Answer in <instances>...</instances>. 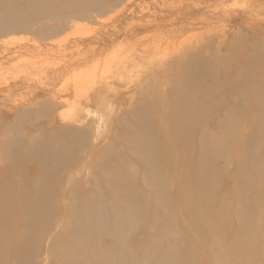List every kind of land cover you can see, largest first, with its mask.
I'll return each mask as SVG.
<instances>
[{
	"label": "rangeland",
	"instance_id": "374dc122",
	"mask_svg": "<svg viewBox=\"0 0 264 264\" xmlns=\"http://www.w3.org/2000/svg\"><path fill=\"white\" fill-rule=\"evenodd\" d=\"M17 1L14 8L25 13L26 0ZM81 2L87 6L92 3L93 6L83 14L73 10L62 14L58 9H51L44 20L27 31L0 34V143L12 145L19 153L41 151L48 145L59 152L58 134H66L70 129L76 131L85 125H88L89 133L95 134V140L88 138L85 144L73 145L67 151L81 160L68 173L70 181L63 191L79 182L85 192L91 191L97 197L106 196L98 172L103 170L110 178L115 164L111 161L104 165L103 160L114 156V151L120 155L119 166L123 173L125 169L131 171L139 183L142 170L131 160L132 154L127 150V144H136L137 138H128L125 131L132 129L145 115L154 125L166 121L164 113L170 110V104L176 99L179 82L186 70L193 66L192 61L185 60V55L200 51L197 55L210 65L204 71L199 70L194 79L200 81V87L211 85L209 92L212 95L226 94L220 86L225 81H246L247 77L250 80L251 77L264 76V0ZM2 10L0 5V12ZM40 26H55L57 31L46 34ZM41 31L45 33L39 36ZM196 98L199 99L198 96ZM214 102L215 107L211 111L214 115L210 120L213 125L220 121L224 108L223 102ZM242 107L251 113L246 104ZM155 111H160V114H155ZM236 118L230 120L239 119ZM242 122L234 137L244 141L253 130ZM256 125L264 132V123L259 120ZM209 130L210 139L220 137L219 132ZM255 130L259 129L255 127ZM53 133L55 137L50 139ZM263 148L255 155H261ZM237 152L235 148L228 150L232 162L221 171L224 175L220 190L225 201L229 194L238 193L237 180L231 178L234 174L245 182L243 193H250V190L259 193L255 183L245 177L246 170L236 171L234 161ZM239 154L246 157L251 150L244 149ZM10 163L6 152L0 150V171L10 172ZM217 163L223 166V160L219 159ZM26 166L22 168L23 175L40 171L32 162ZM180 176L183 177L182 171L178 173L177 180ZM177 180L173 183L170 180V187H173L166 190V197L174 193ZM197 184L191 183V187ZM142 189L146 194L154 191V188L146 186ZM72 196V193H67L61 204L71 202ZM54 197L52 194L51 198ZM228 208L236 210L241 207L233 204ZM78 215L85 221L84 214ZM171 215L177 223L190 221L181 202L174 203ZM74 218L75 215H67L52 235L67 230ZM226 220L230 229L239 224L231 215ZM11 221L21 224L18 217H12ZM158 225L164 228L166 222L159 221ZM258 226L263 231L257 238L259 256L255 258L256 264H261L264 262V228H261V222ZM227 230L223 231L222 237H227ZM153 231L149 229L147 232L151 234ZM176 237L180 239L177 249L183 254L180 257L184 262H190L185 255L186 237L195 240L194 254L205 255L207 261L208 257L214 258L210 251L201 249L202 243L193 230L183 233L180 228ZM142 238L137 233L127 235L129 242ZM47 244L45 242L42 248L43 257L47 256L44 253ZM58 248L60 253L64 247L59 245ZM241 254L238 251L235 256ZM55 257L56 254L49 259ZM137 258L141 260L142 256Z\"/></svg>",
	"mask_w": 264,
	"mask_h": 264
},
{
	"label": "bare ground",
	"instance_id": "6f19581e",
	"mask_svg": "<svg viewBox=\"0 0 264 264\" xmlns=\"http://www.w3.org/2000/svg\"><path fill=\"white\" fill-rule=\"evenodd\" d=\"M17 3V0H0L3 7L0 34L27 31L44 20L51 9H58L62 14L72 10L83 14L93 6L92 3L84 5L81 0H26L27 11L23 13L14 8ZM40 28L46 34L57 31L55 26ZM44 31L39 32V36L44 35ZM198 53L184 57L192 61L193 66L179 82L176 99L164 113L166 121L154 125L145 115L132 129L125 131L128 138H137L136 144H127V150L132 154L131 160L142 170L139 183L131 171L125 169L123 173L119 166L120 155L114 151V156L103 160L104 165L111 161L115 164L110 178L103 170L98 172L106 196L97 197L91 191L85 192L79 182L73 183V188L69 186L62 190L69 184L68 173L81 160L67 151L73 145L85 144L88 138L95 140V134L88 132V125L58 134L59 152L48 145L41 151L19 153L12 145L0 143V150L6 152L7 161L11 162L10 172L0 171V264L257 263V238L263 231L259 230L258 223L261 222V228H264V148L261 155L255 154L264 147V132L256 124L259 120L264 123V76L250 80L247 77L246 81H225L220 86L226 94L212 95L209 92L211 85L200 87V81L194 79L199 70L204 71L210 66ZM215 100L223 102L224 108L220 121L213 125L210 120L214 115L211 111ZM244 104L251 113L243 109ZM232 117L241 120H230ZM242 121L253 130L244 141L234 137ZM255 127L260 131H254ZM209 129L219 132L220 137L210 139ZM54 137V133L50 135V139ZM230 148L238 151L234 161L236 171L246 170L245 177L255 183L259 193L252 190L243 193L245 182L234 174L231 178L237 180L238 193H231L228 200H223L224 193L220 188L224 174L221 171L232 162L227 154ZM244 149H250L251 154L246 157L239 154ZM219 159L223 160V166L217 163ZM29 162L40 171L23 175L22 168ZM180 171L183 177L177 180ZM175 179V191L166 197V190L173 187H170V180L173 183ZM197 182L194 188L191 187V183ZM143 186L154 188L153 193L146 194ZM93 187L95 189V181ZM67 193H72L73 199L62 205L60 201ZM52 194H55L54 198H51ZM179 202L190 220L186 224L177 223L171 215L174 203ZM233 204L241 208L229 210L228 205ZM79 213L85 215L87 222L79 217ZM70 214L75 215L72 225L59 235H52ZM228 215L239 223L232 229L227 225ZM12 217L21 218V224L11 221ZM162 220L166 222L164 228L158 225ZM180 228L183 233L193 230L202 243L201 249L210 251L214 258L208 257L207 261L205 255L194 254L195 240L186 237L185 255L190 262H184L180 257L183 254L177 249L180 239L176 234ZM149 229L154 231L150 234ZM226 229L228 235L225 238L221 234ZM133 233L142 236V240L127 241V235ZM44 241L48 243L45 257L42 256ZM59 245L64 247L60 253ZM238 251L242 252L241 256H235ZM55 254V258L49 259ZM139 256H142L141 260L137 258Z\"/></svg>",
	"mask_w": 264,
	"mask_h": 264
}]
</instances>
